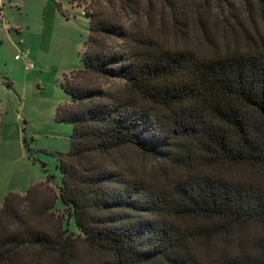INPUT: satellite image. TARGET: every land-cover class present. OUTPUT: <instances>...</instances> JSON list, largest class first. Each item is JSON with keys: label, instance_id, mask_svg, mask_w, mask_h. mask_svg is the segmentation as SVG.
<instances>
[{"label": "trees", "instance_id": "16d2710c", "mask_svg": "<svg viewBox=\"0 0 264 264\" xmlns=\"http://www.w3.org/2000/svg\"><path fill=\"white\" fill-rule=\"evenodd\" d=\"M83 9L82 65L57 110L73 128L61 181L4 198L0 264H80L82 247L102 264H205L197 246L251 226L255 253L227 264H264V0Z\"/></svg>", "mask_w": 264, "mask_h": 264}, {"label": "rangeland", "instance_id": "374dc122", "mask_svg": "<svg viewBox=\"0 0 264 264\" xmlns=\"http://www.w3.org/2000/svg\"><path fill=\"white\" fill-rule=\"evenodd\" d=\"M63 2V13L52 0H3L0 21V206L11 193L23 195L43 183L61 181L59 154L70 150L72 124L57 110L67 101L64 76L82 65L89 18L84 3ZM82 3V4H81ZM60 11V12H59ZM7 24V27L3 28ZM26 56L24 58L23 56ZM18 56V59H15ZM27 65H31L28 69ZM135 159V156H132ZM149 166L144 157V168ZM230 177L258 179L254 169H222ZM55 214H62L59 199ZM64 214V213H63ZM62 214V215H63ZM65 216V215H64ZM76 232L73 219L66 225ZM260 231L251 226L197 246L205 264H227L255 253ZM80 264H102L106 254L82 247Z\"/></svg>", "mask_w": 264, "mask_h": 264}, {"label": "crops", "instance_id": "0c3cea01", "mask_svg": "<svg viewBox=\"0 0 264 264\" xmlns=\"http://www.w3.org/2000/svg\"><path fill=\"white\" fill-rule=\"evenodd\" d=\"M52 1L54 2L55 7H59V9L61 10V12L63 13L64 10H63V2H62V0H52ZM81 1H83V0H80V2ZM66 2L69 5L71 4L70 5L71 8H73V6H74L73 4H75L76 6H79L80 5L77 2H75V0H67ZM3 17H4V2H3V0H0V21L3 19ZM4 27H7V24L4 25V23H3V28Z\"/></svg>", "mask_w": 264, "mask_h": 264}, {"label": "built area", "instance_id": "2783aa9c", "mask_svg": "<svg viewBox=\"0 0 264 264\" xmlns=\"http://www.w3.org/2000/svg\"><path fill=\"white\" fill-rule=\"evenodd\" d=\"M24 58H26V56H23ZM15 59H18V56H15ZM29 67H31V65H27L26 68L28 69Z\"/></svg>", "mask_w": 264, "mask_h": 264}]
</instances>
